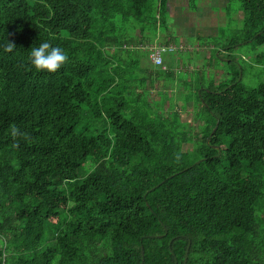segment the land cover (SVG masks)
<instances>
[{
	"label": "trees",
	"instance_id": "obj_1",
	"mask_svg": "<svg viewBox=\"0 0 264 264\" xmlns=\"http://www.w3.org/2000/svg\"><path fill=\"white\" fill-rule=\"evenodd\" d=\"M169 1L0 0V264H184L189 241L187 264H264V84L200 76L196 127L124 95L123 54L167 34ZM240 2L223 40L264 64V0ZM44 40L67 53L55 73L27 59Z\"/></svg>",
	"mask_w": 264,
	"mask_h": 264
},
{
	"label": "rangeland",
	"instance_id": "obj_2",
	"mask_svg": "<svg viewBox=\"0 0 264 264\" xmlns=\"http://www.w3.org/2000/svg\"><path fill=\"white\" fill-rule=\"evenodd\" d=\"M193 4H197V10H194ZM240 5V0H170V14L166 18L167 34L161 35L164 33L162 25H146L139 35L144 40L143 46L123 54L121 65L127 70L131 80L126 84L125 88L128 89L124 95L137 100L139 98L142 103L147 101L150 109L154 111L160 110L163 113L165 104L168 105L169 112L179 109L183 123L196 127L193 104H188L186 110L181 105L184 104V95L191 91L190 85L192 87L200 76V79L205 78L207 82L213 80L218 84L225 74L240 71L239 80L242 79L247 88L252 89L264 84V64H257L255 61L262 48L248 42L229 49L228 41L223 40L224 37L228 39L242 26ZM200 36L209 37L204 39L211 45L210 48L216 58L209 60L206 58L207 53L210 55L214 53L201 48L203 38ZM150 40L151 43L146 42ZM166 41H169L170 46L174 45L175 50L174 53L173 51L164 53L162 55L164 65L158 66L153 62L151 54ZM188 65L198 66L199 73L183 74V67ZM164 67L175 75L176 80L160 78L157 81L148 73L149 70L155 72ZM181 78L183 85L179 84ZM140 80L142 84L139 83ZM183 82H187V85ZM136 85H139L138 88ZM96 127L103 130L107 125L101 121ZM190 127L185 128L191 131ZM85 167L88 168V163Z\"/></svg>",
	"mask_w": 264,
	"mask_h": 264
},
{
	"label": "clouds",
	"instance_id": "obj_3",
	"mask_svg": "<svg viewBox=\"0 0 264 264\" xmlns=\"http://www.w3.org/2000/svg\"><path fill=\"white\" fill-rule=\"evenodd\" d=\"M13 49L14 44L7 41L3 50L12 52ZM27 59L37 72L55 73L67 62L68 56L61 47L54 46L49 41L44 40L28 51Z\"/></svg>",
	"mask_w": 264,
	"mask_h": 264
},
{
	"label": "built area",
	"instance_id": "obj_4",
	"mask_svg": "<svg viewBox=\"0 0 264 264\" xmlns=\"http://www.w3.org/2000/svg\"><path fill=\"white\" fill-rule=\"evenodd\" d=\"M173 50H174L173 46H170V47L162 46V47L157 48L156 51L153 52L151 55L153 62L156 65H162L163 64L162 55L166 52H172Z\"/></svg>",
	"mask_w": 264,
	"mask_h": 264
},
{
	"label": "water",
	"instance_id": "obj_5",
	"mask_svg": "<svg viewBox=\"0 0 264 264\" xmlns=\"http://www.w3.org/2000/svg\"><path fill=\"white\" fill-rule=\"evenodd\" d=\"M217 126H218V123H217ZM217 126H216L215 130L213 131V133L216 131ZM213 133L211 134V136L213 135ZM211 136H210V137H211ZM218 150H219V148H218ZM219 152H220V151H219ZM166 235H167V231L165 232L164 235H162V236H157L156 238H161V237H164V236H166ZM177 238H178V237H177ZM175 239H176V238L172 239V240L170 241V244H169V249H170L171 253H172L174 256H175V254H174V252H173V250H172V243H173V241H174ZM190 249H191V242L189 241L188 248H187L186 253H185L184 264H187V263H188V258H189ZM144 255H145V251H144V249H142V256L144 257ZM175 264H178V261H177V260H176Z\"/></svg>",
	"mask_w": 264,
	"mask_h": 264
},
{
	"label": "crops",
	"instance_id": "obj_6",
	"mask_svg": "<svg viewBox=\"0 0 264 264\" xmlns=\"http://www.w3.org/2000/svg\"><path fill=\"white\" fill-rule=\"evenodd\" d=\"M196 36H199V35H196ZM209 36H210V35H209ZM200 37H201V38H205V37H206V38H209V37H207V36H200ZM173 46H174V45H173ZM210 47H211V45L209 46V48H210ZM183 48H185V47H183ZM206 49H208V48H206ZM198 65H199V64H198ZM191 67H192L191 65H188L185 69L182 70V72H185V73L188 72V74H189V73H193V72H194V73H197V72H198V71H197V70H198V69H197L198 66H195V67H192V68H191ZM196 67H197V68H196ZM189 68H190L191 70H189Z\"/></svg>",
	"mask_w": 264,
	"mask_h": 264
}]
</instances>
